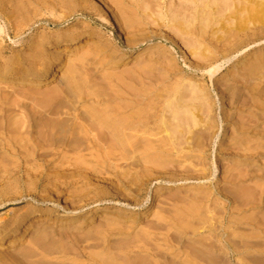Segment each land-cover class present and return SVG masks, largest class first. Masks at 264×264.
Here are the masks:
<instances>
[{
  "label": "rangeland",
  "instance_id": "rangeland-1",
  "mask_svg": "<svg viewBox=\"0 0 264 264\" xmlns=\"http://www.w3.org/2000/svg\"><path fill=\"white\" fill-rule=\"evenodd\" d=\"M11 1L6 0L9 9L16 2ZM122 1L124 10L135 12L133 16H139L159 33L141 48V59L114 70L110 69L109 59H105L106 63L98 59L79 68L86 81L84 86L88 85L87 90L99 97L100 108L111 113L109 126L95 120L85 125L82 119L87 116L90 97H79L76 92L71 95L59 77L43 88L0 83V221L19 226L24 216L36 208L63 210L69 205L78 209L76 220L90 209L104 206L134 212L150 203L152 192L159 190L155 213L132 228L127 221H121L120 231L109 228L103 218L76 229L77 224L67 226L43 216L36 221L38 228L32 226L14 251L6 245L0 248V264H98L94 256L105 250L115 252L114 261L103 264H240V260L264 264V233L257 236L253 231L257 226L264 232V77L259 73L242 76L240 71L247 65L243 64L246 55L264 42V0H220L218 5L213 0ZM83 2L75 0L77 5L50 10L34 7V14L20 30L15 27L16 18L0 7V68L35 65L36 60L24 58L33 38L41 33L47 38L55 33L63 36L66 30L101 33V40L118 53H135L130 50L131 42L127 43L113 24L106 23ZM236 7L240 14L235 15ZM248 10L263 13L260 23H249ZM230 16H236L232 25L221 28L222 20ZM203 17H210L214 25L204 27L200 23ZM179 20L196 23L179 31L173 27ZM215 26L223 30L219 32ZM169 31L182 41V47L167 38ZM234 35L238 38L232 43L228 39ZM196 52L214 57L202 64L206 69H196L191 63L192 53ZM147 56L154 57L155 62L143 68ZM97 62L102 64L97 67ZM215 67L219 70L213 73ZM104 71L115 75L106 80ZM200 94L205 95L198 100ZM177 101L181 102L176 104ZM193 114L201 115L198 126L190 123ZM121 115L131 121L136 119L140 134L149 132L145 137L147 134L153 138L158 132L166 140V131L173 132L174 125L190 123L195 134L189 133L187 126L184 134L170 132L168 141L174 137L173 145L178 144L175 147H191L192 154L183 158L182 154H171L168 160H162L165 163L161 168L144 175L143 158L129 160L131 155L125 148L131 146L121 143L119 133H115L121 125L115 119ZM62 120L68 123L57 129L56 123ZM143 134L134 142L138 146L144 141H140ZM192 134L196 139H190ZM169 183L183 186L168 188ZM189 222L191 229L186 226ZM229 241L236 243L230 246ZM237 243L239 248L245 244L249 252L244 247L242 252L237 251Z\"/></svg>",
  "mask_w": 264,
  "mask_h": 264
},
{
  "label": "bare ground",
  "instance_id": "bare-ground-1",
  "mask_svg": "<svg viewBox=\"0 0 264 264\" xmlns=\"http://www.w3.org/2000/svg\"><path fill=\"white\" fill-rule=\"evenodd\" d=\"M78 1V0H77ZM220 0H213L214 4H219ZM242 1V0H241ZM250 1V0H249ZM7 2L9 3V0H7ZM6 2V0H0V7L1 9H4V11L6 13L9 12V14L13 17H15L16 19H14V24L16 29L20 30L23 29V27L25 26V23L29 21V17L31 16L32 13V8L34 7H41L44 9H55L58 6H65L68 5L69 7H72V5H74V2L72 0H16V2H14V4L12 5V7H10L9 9V4ZM10 2H12L10 0ZM84 2L96 13L98 14L101 18H103V20L106 23H111L114 25V27L117 29L119 35L123 38L124 40L128 43L131 42V47L130 50H134L135 53L132 54H122V53H118V51L116 49H112L111 44H107L104 43V41L101 40V38H103L104 34L102 35L100 34H95L93 32L90 33V31H82L80 33H75L74 30H66V33L62 36V34H58L55 33L54 35L50 36L49 38L44 37V35H42V33L40 35H37V37H34L33 40L27 45L29 46L28 49L25 52V57L27 60H36L37 63L33 66H29V67H22L21 69H12L11 67H6V68H0V83H8L10 85H35L36 88H43V87H47L50 82L54 79H56L57 77L60 78L61 83H63L66 87H67V92L71 93V95H74L73 92H76L78 94L79 97L82 98H86V97H90V104L88 107V111H87V116L85 118H83L82 120L85 122L84 124L88 126L89 123L87 122H91V121H96L99 124H105L107 126H109V121H111V113H109L107 109H101L100 108V99H98L96 97V94H92L91 91H88L89 89L87 88V86L85 87V80H83V78L80 76V71L79 68H82L81 66H84L92 61H95L98 59H100L99 61H104L105 59H109L110 60V64H111V70L116 69V67L119 66H124L126 64H129L130 62H132L133 60H138L141 59L140 56H142V54H144L141 48H144V46H148L145 45V43L148 42H153L155 40V38L153 39V36L156 35V33L159 31L157 28H152L151 26L147 25V23L145 24L143 22V20L138 16H133V14L135 13H131V10L128 11L130 13L125 12V10L123 9L124 4L122 0H84ZM83 2V3H84ZM222 2V1H221ZM240 2V1H239ZM236 3V2H235ZM76 4V3H75ZM78 4V2H77ZM76 4V5H77ZM75 5V6H76ZM80 6V5H78ZM264 7V4L262 5ZM81 7V6H80ZM127 7V6H126ZM234 7V6H233ZM74 8V7H73ZM77 8V7H76ZM131 8V7H130ZM37 8H34V10ZM129 9V8H128ZM243 9V8H242ZM75 10V9H74ZM220 10V9H218ZM233 10V9H232ZM264 11V8L261 9V11ZM55 11V10H52ZM51 11V12H52ZM203 11V10H202ZM250 13L251 11L248 10ZM3 12V11H2ZM205 12V11H203ZM201 12V13H203ZM214 12V11H213ZM217 12V10H216ZM240 14V9H238L236 7V12L235 15ZM247 14L250 15L249 16V23H254L256 24L257 22H259L262 19V14L260 11L257 10V12H255L256 14ZM38 14V13H37ZM204 14V13H203ZM213 14V13H211ZM232 14V13H231ZM206 15H208L206 13ZM210 15V14H209ZM10 16V17H11ZM17 16V17H16ZM203 16V15H202ZM211 16V15H210ZM222 16V15H221ZM228 16V15H227ZM8 19H11V18ZM206 17V16H205ZM203 17V21H200V23H203L204 27H210L213 26L214 24H212L210 17L205 18ZM226 17V16H225ZM261 17V19L259 18ZM209 18V19H208ZM236 16H230L229 18L222 20L223 22H221V28L222 27H228L230 25H232V23L234 22ZM205 19L207 20L205 22ZM182 20V19H181ZM240 20V19H239ZM221 21V20H220ZM247 21V22H248ZM256 22V23H255ZM13 23V22H12ZM195 22V20H191L188 22H182L179 20V22H177L173 27L176 28V30L178 29L179 31H183L185 29V27H189L191 25H193ZM223 23V24H222ZM238 23V22H237ZM260 23V22H259ZM219 25V24H218ZM217 25V26H218ZM14 26V25H13ZM243 26V24H242ZM89 27V25H88ZM216 27V26H215ZM219 27V26H218ZM84 27H81V29ZM217 28V27H216ZM15 29V30H16ZM204 29V28H203ZM219 29V28H217ZM25 30V29H24ZM80 30V29H79ZM86 30V27H85ZM213 30V29H212ZM223 30V29H222ZM222 30L219 29V32H221ZM92 31V30H91ZM201 31V30H200ZM216 31V30H215ZM218 31V30H217ZM216 31V32H217ZM20 32V31H18ZM85 32V33H84ZM196 32V31H195ZM159 33V32H158ZM239 33V32H238ZM17 34V32L15 33ZM86 34V35H84ZM204 34V33H203ZM202 34L201 37H203L204 35ZM213 34V33H212ZM139 36L138 39H136V36ZM201 35V34H200ZM135 36V40L134 37ZM207 36V35H206ZM61 38V39H60ZM133 38V39H132ZM167 38H169L170 40H172L177 46L182 47V41L180 42L177 38V36L172 32L169 31V34H167ZM238 37L237 36H233L232 38L228 39V40H236ZM171 41V42H172ZM172 42V43H173ZM230 42V41H229ZM235 42V41H234ZM237 42V40H236ZM27 43V42H26ZM233 43V42H232ZM174 44V45H175ZM51 46L48 48V46ZM153 46H156L155 43L152 44ZM226 45V44H225ZM152 46V47H153ZM176 46V47H177ZM216 47V46H215ZM226 48H229L228 46ZM141 49V50H140ZM238 49V48H237ZM141 51V53L138 54V51ZM196 51V50H195ZM201 51V50H200ZM210 51V50H209ZM216 51V50H214ZM223 51V50H222ZM233 52V50L231 51ZM236 52V51H235ZM183 53L185 54L186 58L189 60L190 57H188L187 52L185 50H183ZM212 53V52H211ZM215 53V52H214ZM213 53V54H214ZM230 53V52H229ZM141 54V55H140ZM193 54V61L191 62L194 67L196 69L198 68H207L206 66L203 67L202 64H206L208 63V61H211L210 57H213L212 54L210 55H205L204 52L200 53L199 55L198 53H192ZM195 56V57H194ZM185 58V57H184ZM192 58V57H191ZM214 58V57H213ZM25 59V60H26ZM131 60V61H130ZM192 60V59H191ZM28 62V61H27ZM31 62V61H30ZM103 62V63H104ZM155 62L154 57L152 56H147L144 58L143 62H142V67L145 68L148 65H152V63ZM33 63V62H32ZM100 63V62H99ZM98 62L95 64L98 67ZM106 63V62H105ZM190 63V64H191ZM247 63V65L243 68H241V75H247V74H255V73H259V77H264V42L260 43L258 48L254 51L249 52L246 55V58L243 60V64ZM102 63H100L99 65H101ZM94 66V67H96ZM91 68V67H90ZM96 69V68H95ZM100 69V68H99ZM98 70V69H97ZM219 70V67H215L213 69V73ZM105 72V71H104ZM114 72V71H112ZM111 73V72H110ZM115 75V74H114ZM112 75V76H114ZM238 75V74H237ZM257 75V76H258ZM112 76L109 74V72H105L103 74V78L106 80H110L112 78ZM121 76V75H120ZM236 76V75H235ZM253 76V75H251ZM117 79H119L117 77ZM122 79V78H121ZM180 81V80H179ZM60 83V84H61ZM45 84V85H44ZM94 85V84H93ZM181 85V84H180ZM63 87V86H62ZM95 88V87H94ZM92 88V89H94ZM199 88V87H198ZM88 89V90H87ZM91 89V87H90ZM96 89V88H95ZM251 89V88H250ZM87 90V92H85ZM97 90V89H96ZM145 90V89H144ZM197 90V89H196ZM94 91V90H93ZM198 91V90H197ZM200 93H204L203 88H199ZM75 93V94H76ZM84 93L86 95H84ZM196 94H198L197 92H195ZM197 95V99L203 97L205 94H203V96ZM193 95V94H192ZM195 96V95H194ZM70 97V96H69ZM73 98V97H72ZM75 98V97H74ZM73 98V101H74ZM65 99V98H64ZM70 99V98H69ZM76 100V99H75ZM181 100V99H180ZM196 100V99H195ZM199 100V99H198ZM69 101V100H68ZM72 101V100H70ZM78 101V100H77ZM181 101H177L176 104H178ZM68 103V102H67ZM74 103V102H73ZM88 104V103H87ZM175 104V106H176ZM62 105V104H61ZM66 105V104H65ZM73 105V104H72ZM70 106V105H69ZM131 106V105H130ZM133 106V105H132ZM86 110V109H85ZM139 110V109H138ZM143 110H141L142 112ZM193 112V110L191 111ZM198 112V111H197ZM86 113V112H85ZM84 113V114H85ZM70 113H67V115H69ZM135 115L138 116V114H140V112L136 114V112H134ZM194 115V114H193ZM191 115L190 117L192 118L190 121V123L193 126H198L200 120L197 119L200 117L197 115ZM140 116V115H139ZM204 116V115H203ZM82 118V117H81ZM131 118V117H130ZM137 118V117H136ZM140 118V117H139ZM141 119V118H140ZM136 120V119H135ZM134 119L131 121L130 119H128L127 117H123L121 116H117L115 119V122L120 123L121 125L117 128H115V133H119L117 136L120 139L121 143L125 142L126 147L128 145L131 146V148L127 147L125 148V150L128 151L130 156V159H133L135 157H142L143 159L141 160V162L143 163V168L144 171H142L144 173V175L146 173L150 174V172L153 173L154 169H158L160 165L163 164L164 161H162L164 158L165 160L169 159L170 157H172V155L177 154H182V158L186 157L187 154H192L191 153V147L189 148H183V149H178L177 147H175L178 144L173 145L172 142V138L171 140L168 141L169 137H171V133L175 132L176 133H183L185 131H183V129L185 127H187L188 125H190V123L185 126L182 125L184 127H182L179 123H177L176 125H174L173 127V132L172 131H166V136L169 135L168 139L166 140L165 138H162L160 136H158V132L157 134L155 131H152V133L154 135L153 138L155 137L156 140H154L153 138H151V136L148 137V135L146 134L145 137V133L149 132H145L140 139L144 141H142V145L140 143L141 146H138L137 143H134L140 134L139 127L137 128V120L135 121ZM68 121V120H67ZM67 121H58V123H56V127L57 129H63L66 124L68 123ZM82 121V122H83ZM140 120L138 119V122ZM205 122V121H204ZM203 123V122H202ZM84 125V126H85ZM192 126V127H193ZM245 126V125H244ZM243 126V127H244ZM182 127V128H181ZM189 127V126H188ZM187 127V129H188ZM238 127V126H237ZM242 127V126H241ZM240 127V128H241ZM242 127V128H243ZM246 127V126H245ZM90 128V127H89ZM179 128L182 129V131L178 130ZM227 128V127H226ZM225 128V130H226ZM241 130H244L242 129ZM190 130H187L189 133L192 130L191 126L189 127ZM88 130V129H87ZM129 130L128 134L126 133ZM239 130V131H241ZM178 131V132H177ZM151 132V131H150ZM171 132V133H170ZM242 132V131H241ZM151 133V134H152ZM186 133V132H185ZM191 133H194L191 131ZM184 134V133H183ZM195 134V133H194ZM194 134H192L193 136L190 138L191 140H193ZM171 135V136H170ZM184 136V135H183ZM182 136V137H183ZM238 136V135H237ZM239 137V136H238ZM236 137V138H238ZM241 137V136H240ZM16 139V138H15ZM153 139V140H152ZM175 139V138H174ZM173 139V140H174ZM187 139V138H186ZM196 139V138H195ZM199 139V138H198ZM240 139V138H239ZM238 139V140H239ZM177 140V139H176ZM185 140V139H184ZM190 140V141H191ZM237 140V139H235ZM234 140V141H235ZM139 141V142H140ZM189 141V140H188ZM188 141H185L187 143H189ZM233 141V140H232ZM138 142V140H137ZM135 144V145H132ZM6 145V144H5ZM124 145V146H125ZM100 146V145H99ZM123 146V147H124ZM183 146V145H182ZM185 146V145H184ZM183 146V147H184ZM189 146V145H188ZM191 146V145H190ZM196 146V145H195ZM200 145L198 144L197 147H199ZM130 149V151H129ZM179 151H178V150ZM195 151V150H194ZM201 151V150H199ZM172 152V153H170ZM23 153V152H22ZM108 153V152H107ZM170 153V154H169ZM201 153V152H200ZM25 154V152L23 153ZM172 154V155H171ZM31 155V154H30ZM127 155V154H126ZM168 155V156H167ZM171 155V156H170ZM32 156V155H31ZM109 156V155H108ZM190 156V155H188ZM169 157V158H168ZM180 157V156H179ZM25 158V157H24ZM127 158V157H126ZM196 158V157H195ZM3 159V158H2ZM124 159V158H123ZM174 159V158H173ZM135 160V159H134ZM139 160V161H140ZM124 161V160H123ZM128 161V160H127ZM133 161V160H132ZM137 161V160H136ZM133 161V162H136ZM130 162V161H129ZM130 162V165L131 163ZM128 163V162H126ZM125 163V164H126ZM137 163V162H136ZM165 163V162H164ZM17 164V163H16ZM124 164V165H125ZM129 164V163H128ZM141 164V163H140ZM11 165V164H10ZM114 165V164H113ZM129 165V166H130ZM133 165L136 166V164L133 163ZM139 165V164H138ZM192 165V164H191ZM5 166V165H4ZM9 165H7L8 167ZM132 166V165H131ZM142 166V165H141ZM140 166V167H141ZM111 166L109 165V168ZM123 167V165H122ZM128 167V165H127ZM137 167V166H136ZM136 167H132L133 169H135ZM139 167V166H138ZM116 168V167H114ZM113 168V169H114ZM119 168V167H118ZM161 168V166H160ZM121 169V168H120ZM138 168V172H135V174L140 173ZM14 170V169H13ZM112 170V167H111ZM119 170V169H118ZM4 171V170H2ZM114 171V170H113ZM117 171V169H116ZM115 171V172H116ZM120 171V170H119ZM122 171V170H121ZM126 170H124L125 172ZM134 171V170H133ZM160 171V170H159ZM29 172V171H28ZM8 173V172H7ZM30 173V172H29ZM128 173V172H127ZM119 174V172H118ZM122 174V172H121ZM125 174V173H123ZM126 175V174H125ZM124 175V176H125ZM142 175V173L140 174ZM147 175V174H146ZM123 176V175H120ZM127 176V175H126ZM129 176V175H128ZM137 178V176H135ZM123 178V177H122ZM31 181V180H30ZM7 184V183H6ZM10 185V184H9ZM15 185V183H14ZM179 186H183V184H175V183H169L168 184V188H173V187H179ZM2 188H0L1 191ZM2 196V195H1ZM160 196V191L159 190H155L152 192L151 194V199H150V203H145V206H143V208H141L139 211H134V212H124L121 210V208L118 207H108V206H104L102 208H92L90 209L84 216L81 217V219H77L76 220V216L78 215V209L74 208L72 205L67 204L68 201H62L64 203V205H69L63 208V210H58V209H53V208H36L30 212H28L24 218H23V224L19 225V226H15V223L10 224L9 226L5 225L6 221H0V248H2V246H7V248H9V250H13L14 247L16 246H20L21 242H24L26 239V232L29 231L32 226L36 225V221H39L40 219H42L43 216H45L46 220L50 221V220H54L56 222L59 223H64L65 225H69L74 223L77 224L76 229L78 228H82L85 227L89 224L94 223L98 218H103L108 222V226L109 228H115V229H119L120 227L122 228L120 222L121 221H127L130 225V227H135L136 225L138 226L137 223H140L142 221H145V219H147L150 215H152L153 213H155L154 211V204L156 203L158 197ZM236 209H233V211L235 212ZM240 210V209H239ZM238 210V211H239ZM232 211V210H231ZM237 211V210H236ZM237 211V212H238ZM156 214H154L155 216ZM236 215V214H235ZM233 215V216H235ZM78 217V216H77ZM160 218V217H159ZM237 220L240 221V219H238V216L236 217ZM236 218H234V220H236ZM157 219V218H156ZM205 219V218H204ZM210 219V218H209ZM208 221V220H207ZM8 222V221H7ZM106 223V222H105ZM189 228L191 229L190 226V222L188 223ZM135 225V226H134ZM182 227H186L185 225L183 226V224H181ZM180 225V228H181ZM7 226V227H6ZM194 226V225H193ZM37 227V226H35ZM38 228V227H37ZM254 227V232L256 234H258L257 236H260L259 234L264 233L263 230H259L261 229ZM44 229V228H43ZM112 229V230H113ZM185 228L181 229L184 230ZM197 229V228H196ZM41 230V229H38ZM106 230V229H105ZM186 230V229H185ZM189 230V229H188ZM198 230V229H197ZM195 230V231H197ZM258 232H257V231ZM120 231V229H119ZM192 231V230H191ZM194 232V231H193ZM199 232V230H198ZM252 232V231H250ZM252 232V233H254ZM196 233V232H195ZM255 234V235H256ZM42 235V233H41ZM254 235V234H253ZM248 236V235H247ZM263 236V235H262ZM249 237V236H248ZM247 237V238H248ZM264 237V236H263ZM207 238V237H206ZM246 238V241L248 240ZM232 239H230L231 241ZM229 244L230 246L232 245V242L234 243V241H232ZM31 242V241H30ZM248 243H250V241H247ZM28 243V242H27ZM227 243V242H226ZM236 243V242H235ZM234 243V244H235ZM245 243V242H244ZM247 243V244H248ZM42 244V243H41ZM165 244V243H164ZM223 244V243H222ZM238 244V243H237ZM246 244V243H245ZM245 244H242L243 247ZM237 248L241 250L243 247ZM224 246V244H223ZM160 247V246H159ZM163 247V246H162ZM233 247L235 248V246L233 245ZM248 247V246H247ZM225 248V246H224ZM246 247H244L245 249ZM172 249V248H171ZM247 249V248H246ZM246 249L244 251H246ZM43 250V249H42ZM41 250V251H42ZM232 250V249H231ZM235 250V249H234ZM264 250V249H263ZM14 251V250H13ZM104 251V250H103ZM170 251V250H169ZM236 251V250H235ZM106 250L103 253H99L96 256H94L96 258V260H99L101 262V264L107 262L108 261H114L113 260V255L115 252L112 251L111 253H109L110 251L108 250V253ZM167 252V250H166ZM240 252V253H241ZM249 252V251H248ZM246 251V253H248ZM48 253V252H47ZM51 253V252H50ZM244 253V252H243ZM96 254V253H95ZM242 254V253H241ZM3 255V254H2ZM29 255V254H28ZM43 256V255H42ZM47 256V255H46ZM51 256V255H50ZM49 257V255L47 256ZM46 257V259H47ZM106 258V260H105ZM52 259V258H51ZM63 259V258H62ZM65 259V258H64ZM196 259V258H195ZM241 259V258H240ZM41 260V259H40ZM94 260V259H93ZM48 261V260H47ZM67 261V260H65ZM95 261V260H94ZM195 262V260H192ZM198 261V260H197ZM43 263V261H41ZM59 262V261H58ZM64 262V261H63ZM98 262V264L100 263ZM188 262V261H187ZM191 262V261H190ZM240 264L244 263V261L240 260ZM46 263V262H45ZM50 263V262H49ZM61 263V262H60ZM189 263V262H188ZM197 263V262H195ZM250 263V262H247ZM54 264V263H53ZM62 264V263H61ZM190 264V263H189ZM202 264V262H201ZM214 264V263H213ZM218 264V263H217ZM245 264V263H244Z\"/></svg>",
  "mask_w": 264,
  "mask_h": 264
}]
</instances>
